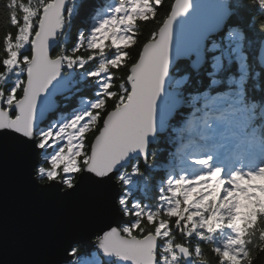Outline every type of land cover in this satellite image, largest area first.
<instances>
[{
    "label": "snow or ice",
    "instance_id": "6c2138e0",
    "mask_svg": "<svg viewBox=\"0 0 264 264\" xmlns=\"http://www.w3.org/2000/svg\"><path fill=\"white\" fill-rule=\"evenodd\" d=\"M45 9L63 29L67 0H44L25 46L0 59V155L23 160L37 192L91 202L64 232L61 264H189L202 252L192 242L225 227L236 243L234 194L264 175V0H119L63 53L41 31ZM85 88L90 99L62 118L78 134L64 140L44 121ZM145 171L154 204L129 187ZM211 252L234 264L227 247Z\"/></svg>",
    "mask_w": 264,
    "mask_h": 264
},
{
    "label": "water",
    "instance_id": "95a60500",
    "mask_svg": "<svg viewBox=\"0 0 264 264\" xmlns=\"http://www.w3.org/2000/svg\"><path fill=\"white\" fill-rule=\"evenodd\" d=\"M58 22L55 10L39 21L41 31L57 42L66 30L64 21L63 29L57 30ZM93 210L86 197L60 202L55 194L37 192L27 183L26 163L11 154L0 155V264H61L65 230L78 226L80 217ZM89 235L82 237L86 249Z\"/></svg>",
    "mask_w": 264,
    "mask_h": 264
},
{
    "label": "trees",
    "instance_id": "16d2710c",
    "mask_svg": "<svg viewBox=\"0 0 264 264\" xmlns=\"http://www.w3.org/2000/svg\"><path fill=\"white\" fill-rule=\"evenodd\" d=\"M113 0H88L85 7L78 11L80 0H70L68 8L71 9V14L65 18L67 29L60 39L59 51L63 53L65 50H71L73 44H76V37L80 33H88L90 28L93 27L94 23L103 19L109 14ZM172 0H168L171 3ZM44 0H0V59L5 57L6 53H13L23 48L28 40V32H24V27L29 25L31 28L35 21V17L43 6ZM23 20V24L18 23L19 20ZM20 28L19 36H16L17 27ZM154 27V25H147L144 29V34ZM29 28V29H30ZM26 33V34H25ZM16 36L15 41L11 37ZM87 47V45H85ZM134 54V53H133ZM81 55H86V52H82ZM7 76V73L4 74ZM4 76H0V86H6ZM2 90V87H0ZM83 99H90V90L85 88L82 92H78L73 95L70 100H61L60 107L57 111L49 116L48 120H45L44 125L46 126L50 120L53 124L58 125L62 118H71V111L78 105V101ZM111 107V103H109ZM95 126V125H94ZM95 133H91L88 136L89 142H91ZM159 145L155 148L159 151ZM126 173H130L131 169H125ZM178 174V173H177ZM136 188L130 190L134 191V194L145 203L154 204L157 196L156 188L157 184L153 182V174L145 171L143 177L135 178ZM259 212L254 213L249 223L246 225L247 229L244 233V237L241 242V252L244 253L245 259L243 261L238 258L233 260L234 264H264V216H260L259 222H257V214L264 213V208H259ZM145 227H149L146 225ZM205 241L194 240L193 246L202 249V252H198L193 256L194 260H202L207 264H217L215 256L212 254L211 249L216 246H212L207 236ZM239 256V255H238Z\"/></svg>",
    "mask_w": 264,
    "mask_h": 264
},
{
    "label": "rangeland",
    "instance_id": "374dc122",
    "mask_svg": "<svg viewBox=\"0 0 264 264\" xmlns=\"http://www.w3.org/2000/svg\"><path fill=\"white\" fill-rule=\"evenodd\" d=\"M118 3L119 0L112 1L113 5L109 9L110 12L108 15L112 14V10L117 6ZM95 24L96 23H94L93 26ZM29 28V25L26 24L23 33L28 32ZM12 57H15V51H13ZM66 124L67 120H61L58 125L52 124V127L58 128L59 131H62L64 133L62 139L70 140L71 138H74L78 133L71 127H67L65 129V127H63L62 125ZM81 131H83V129H81ZM62 162H64L66 166H72L76 163L73 156L62 158ZM188 174L192 175L193 173L191 172V170H189ZM242 185L246 190L238 191L234 194L231 208H229L228 205L224 206L225 208H229V211L232 213L229 223L234 224L235 228L239 229L240 238L237 240V242L233 244L229 243L236 237V232L232 228L225 227L215 232L204 233L205 236L208 237L209 242L212 246H216L219 248L227 247L231 252H233L234 254L230 256V259L233 260L238 258L239 252L241 250V242L247 229L246 225L249 223L254 213L259 212L258 210L260 207L264 208V175H253L250 179L243 180ZM224 255L229 256V251H225Z\"/></svg>",
    "mask_w": 264,
    "mask_h": 264
},
{
    "label": "bare ground",
    "instance_id": "6f19581e",
    "mask_svg": "<svg viewBox=\"0 0 264 264\" xmlns=\"http://www.w3.org/2000/svg\"><path fill=\"white\" fill-rule=\"evenodd\" d=\"M69 2H70V1H69ZM68 4H69V3H68ZM64 24H65L66 29H67V25H66V23H65V19H64ZM65 31H66V30H65ZM65 31H64V33H65ZM64 33H63V34H64ZM63 34H62V36H63ZM62 36H61V37H62ZM59 37H60V34H59ZM61 37H60V39H61ZM59 42H60V40H59ZM44 122H45V121H44ZM42 182H44V181H42Z\"/></svg>",
    "mask_w": 264,
    "mask_h": 264
},
{
    "label": "flooded vegetation",
    "instance_id": "af4514ba",
    "mask_svg": "<svg viewBox=\"0 0 264 264\" xmlns=\"http://www.w3.org/2000/svg\"><path fill=\"white\" fill-rule=\"evenodd\" d=\"M197 261H198V260H194V258H193V264H197Z\"/></svg>",
    "mask_w": 264,
    "mask_h": 264
}]
</instances>
